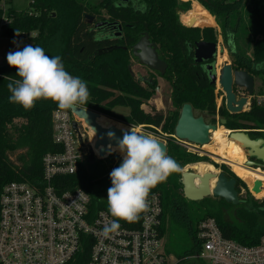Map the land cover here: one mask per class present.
Returning a JSON list of instances; mask_svg holds the SVG:
<instances>
[{
	"label": "trees",
	"instance_id": "1",
	"mask_svg": "<svg viewBox=\"0 0 264 264\" xmlns=\"http://www.w3.org/2000/svg\"><path fill=\"white\" fill-rule=\"evenodd\" d=\"M198 1L209 9L217 26L183 25L179 10L186 11L187 7L181 0H140L143 9L119 4L118 0H36L32 5V14L13 6L10 8L13 21L6 27V33L25 31L29 35L35 32V35H29L30 45L42 47L49 56L59 55L66 71L86 82L90 99L83 107L109 117H115L111 113L112 107H128L129 114L118 118L133 127L140 124L146 130L152 126L162 127L172 134L181 105L189 102L194 112L198 110L209 115L210 122H217V116L225 118L224 126L229 129L263 128L264 103L255 94L264 96V68L257 69L255 65L264 63V0ZM86 14L96 17L108 15L110 20H116L122 25V37L96 41L97 31L87 24ZM144 31L159 45L162 58L168 65L163 77L171 85L170 99L175 109L170 113L155 108L146 112L141 108L143 100L154 94L157 79L151 77L146 85L141 84L130 68L128 48ZM219 35L233 66L247 70L261 80L258 93L254 92L250 99L249 108L240 113H229L225 103L217 106L216 84L210 82L203 66L206 62L194 60L195 42L218 43ZM220 60H227L225 53ZM211 61L213 59L207 62ZM16 72L17 69L6 61L0 62V193L10 181L32 183L39 180L44 154L61 151L60 145L52 139L51 115L58 108L55 102L40 99L27 111L21 105L9 102L11 93L7 84L9 78H19ZM172 140L169 137L165 141L166 153L181 168L201 158ZM121 162L116 154L93 162L85 156L77 172L58 178L61 188H83L90 194L92 209L108 211L109 173ZM220 167L229 176L235 177L240 187H246V183L227 170L225 165ZM180 178L181 171L174 172L166 182L158 184L149 193L160 194L162 231L166 232L167 223L177 224L189 237V249L186 254L178 256L177 264H202L194 257L200 249L195 229L200 220L208 217L215 218L224 236L244 244H254L264 234V199L239 196L236 207L223 198L213 196L191 201L184 197L180 189ZM240 187L236 186L238 194ZM231 206L235 208L232 219L226 217V210ZM120 222L135 228L140 219L135 223ZM87 252L86 249L79 255L77 264H85Z\"/></svg>",
	"mask_w": 264,
	"mask_h": 264
},
{
	"label": "built area",
	"instance_id": "2",
	"mask_svg": "<svg viewBox=\"0 0 264 264\" xmlns=\"http://www.w3.org/2000/svg\"><path fill=\"white\" fill-rule=\"evenodd\" d=\"M15 1L0 0V42L5 43L2 61L6 62L9 51L21 50L20 42L35 35L6 33L13 21L10 8L32 14L36 0ZM51 119L52 139L61 151L44 154L39 180L10 181L2 187L0 264H77L86 249L85 264H177L170 260L162 242L165 232L158 192L149 195V209L141 214L137 227L119 222L118 232L106 236L103 228L114 219L111 214L92 209L90 194L83 188H61L58 178L78 171L87 148L79 144L72 127L76 117L70 110L56 108ZM179 141L190 153L200 147ZM195 239L200 249L194 257L205 264H264V234L258 242L244 244L224 236L215 218L208 217L197 223Z\"/></svg>",
	"mask_w": 264,
	"mask_h": 264
},
{
	"label": "clouds",
	"instance_id": "3",
	"mask_svg": "<svg viewBox=\"0 0 264 264\" xmlns=\"http://www.w3.org/2000/svg\"><path fill=\"white\" fill-rule=\"evenodd\" d=\"M110 38L97 34L94 39ZM9 66L17 69L18 79H10L7 88L9 102L30 110L35 102L44 99L55 102L61 110L84 106L90 92L80 77L66 71L59 55L49 56L40 46L26 45L21 50L6 55ZM264 68V63L255 65ZM122 138L114 132L107 135L117 140V148L123 154L122 162L111 170V186L107 189L108 211L112 219L103 228L104 235L116 233L120 221L138 222L142 213L149 209V193L158 184L166 182L170 174L180 172V165L167 155L158 141L135 129H121ZM96 130L93 129V136ZM75 171V168H74Z\"/></svg>",
	"mask_w": 264,
	"mask_h": 264
},
{
	"label": "water",
	"instance_id": "4",
	"mask_svg": "<svg viewBox=\"0 0 264 264\" xmlns=\"http://www.w3.org/2000/svg\"><path fill=\"white\" fill-rule=\"evenodd\" d=\"M89 18L88 22H91L92 16L86 15ZM181 23L186 26V23L182 16ZM111 22L102 21L97 22L95 27L102 25H111ZM110 49V48H109ZM218 51V44L216 42L198 40L194 44V60L196 62L204 63V68L207 71V75L212 84H218L224 94V103L229 113H240L245 111V107L250 104L249 96L254 93V77L247 70L238 69L233 66L231 61H224L219 69L216 67L215 59ZM131 55L136 58L139 64L146 66L151 71H154L160 75H163L167 69V62L161 58L156 44L150 40L148 33H143L135 44L131 47ZM211 62H207L212 60ZM138 80H146L142 77H138ZM242 88L247 95L237 96L234 88ZM72 114L91 130H96L95 140L92 144H88L86 139L83 138L77 120L72 121V127L77 134L79 144L87 148L86 158L88 161L93 162L96 159V155L100 158L105 157L111 147H117V140L110 138L107 133L109 131L114 132L116 138H122V127L116 125L103 126L97 122V117L101 114L87 107L75 106L71 110ZM218 123L224 125L226 123L225 118H220L218 122L207 121L204 114H196L192 105L189 102H185L179 109V116L173 129V137L178 140H185L190 143L202 146L208 144L211 141V132L216 130ZM123 129L131 131L136 129L133 126H128ZM227 138L240 142L244 153L247 156V160L244 162L245 166H256L264 170V138H252L249 133L250 129H230ZM141 134L150 136L144 130H139ZM152 137V136H151ZM155 138V137H153ZM158 143L166 151L167 146L164 140L155 138ZM97 149V153H95ZM253 157L261 161L260 164L255 163L249 158ZM236 178H228L227 174L221 170L220 172H198L195 169H184L181 171L180 182L182 184V192L185 198L191 201H198L207 196L223 198L226 202L232 204H238L239 194L236 189ZM247 185V184H246ZM249 185V184H248ZM250 186V185H249ZM255 185L253 188H256ZM250 188V187H249ZM252 188V190H253ZM251 190V189H250Z\"/></svg>",
	"mask_w": 264,
	"mask_h": 264
},
{
	"label": "rangeland",
	"instance_id": "5",
	"mask_svg": "<svg viewBox=\"0 0 264 264\" xmlns=\"http://www.w3.org/2000/svg\"><path fill=\"white\" fill-rule=\"evenodd\" d=\"M184 2L186 3L185 7H187L188 11L182 13L184 10L180 9L179 13L186 23H188L189 25L204 23L205 21L208 23L209 22L214 23L215 18L213 17V15L209 11V9L203 5V3H201L198 0H186ZM18 3H20V1L16 0L15 4H18ZM22 5H24V3ZM138 5H141V4H138ZM214 26H216V23ZM20 43H21L20 45H21V49H22L24 46L30 45L31 40L26 38V39H23ZM4 48H5V43L0 42V62L3 60L2 59V52H3ZM224 53L227 56L226 61H231V59L228 55V50L224 46V43H223L222 38L220 36L219 40H218V51H217V55H216V59H215L217 69H219L220 66L224 63V61L220 60V58L222 57V55ZM131 58L133 59V60L130 59L131 70L133 71V73L136 76L141 77V75H144V76L156 78L155 74L150 72L145 66L138 64V61L136 58L134 59L132 56H131ZM254 77H255L254 92L258 93L257 91L260 88L261 80L256 76H254ZM141 84L145 85L143 82H141ZM157 85L159 86V90L155 91L154 94H152L147 99L143 100L141 108H143V110H145L146 112H151L152 108H155V110H157V111H161L163 113H167V112L170 113L172 110L175 109L174 106L171 104V99H170L171 85L168 81L165 80V78L163 76L157 77ZM214 92H215V96H216V104H217V106H220L222 103H224V94H223V92H222V90L218 84L216 85ZM235 93L237 96H242L244 94V91L242 89L236 88ZM259 99L262 100L261 98H259ZM249 100H250V98H249ZM262 103H264V101H262ZM111 113L113 115H115V117H109L106 115L105 116L112 119L113 121H115V123L119 124L120 125L119 127L131 126V125L127 124L124 120L118 118V117L127 116L129 114V108L128 107H124V106H120V105L114 106L111 108ZM195 113L199 114L201 112L198 110H195ZM202 114H204L207 121L210 120L209 115H207L204 112H202ZM219 118H220L219 116L216 117L217 122H218ZM75 120H77V122H78V126L80 128V132H81L83 138L86 139L88 144H91L90 136H89L90 129L83 123V121H81L77 118ZM134 127L138 130H144L150 136L164 140V141H166L167 138L171 137V138H173V140H172L173 142L177 143L181 148L185 149L183 144L179 140L175 139L172 136L173 133L170 134L167 131H164L162 129V127H153L152 126L148 130H146L144 128V126L141 124L134 126ZM221 127L227 128L226 126L218 123V128H221ZM262 127L263 128H260V129H264V124L262 125ZM227 129H229V128H227ZM209 146L212 147L213 144H211V142H210ZM202 149H203L202 146H200L199 148H196L197 151H195V153H192V154H195L196 156L201 157V158L196 162L188 163V164L184 165V167L181 168V171L188 168V169H193V170L195 169L196 171H198L200 173L206 172V171H211V172L217 173V172H220L222 170L220 166L225 165L227 170H229L231 173L236 175L239 179H241L242 181H244L247 184L246 185L247 188L241 185L240 192H239L240 197H243L246 195H251L256 200H263L264 199V179L263 180H255V179L253 180L251 178H246V177L243 178V177L239 176L233 170V167L229 163H227L225 161L224 162L220 161V159H218L217 156H215L211 151H209L210 150L209 148H204L203 150ZM86 153H87V149H86ZM111 154H116L119 158L123 159V154L118 150L117 147H111L110 152L105 157H102V158H106ZM244 156H245V161H246L247 160L246 154ZM102 158H100L96 155V159H102ZM254 171H256V170H254ZM255 185H257V187L253 188ZM252 188H253V190H252ZM180 189L182 191V187H180ZM95 194L98 195L99 193L95 192ZM255 195L259 196L260 198L256 197ZM232 206L236 207L237 204H234ZM232 206L226 210V217L230 218V219H232L234 217L235 208ZM189 241L190 240H189V237L187 236L186 231L181 226H178L177 224L175 225V224L167 223L166 232H165V235L163 237L162 242H163V245L165 246V251L168 253V256H169L171 261H176L179 255L186 254L185 251L187 249H189V243H188ZM200 260H201L202 264H205L202 259H200Z\"/></svg>",
	"mask_w": 264,
	"mask_h": 264
},
{
	"label": "bare ground",
	"instance_id": "6",
	"mask_svg": "<svg viewBox=\"0 0 264 264\" xmlns=\"http://www.w3.org/2000/svg\"><path fill=\"white\" fill-rule=\"evenodd\" d=\"M97 122L103 126L116 125L115 121L104 116L99 115L97 117ZM119 127V126H118ZM125 128V127H122ZM139 131L138 129H135ZM231 130L227 128H218L211 132V144L212 147L209 146L210 143L202 145V148H209L215 156H217L220 161H225L229 163L233 170L241 177L251 178L255 180H263L264 173H259L258 170L254 171L251 168L246 167L243 163L245 162V154L240 142L234 141L232 139H228L227 136ZM90 142L91 144L95 140V135L93 136V131L89 132ZM202 149V150H203ZM97 149L95 152L97 153ZM217 160V159H216ZM260 198L259 196L255 195Z\"/></svg>",
	"mask_w": 264,
	"mask_h": 264
},
{
	"label": "flooded vegetation",
	"instance_id": "7",
	"mask_svg": "<svg viewBox=\"0 0 264 264\" xmlns=\"http://www.w3.org/2000/svg\"><path fill=\"white\" fill-rule=\"evenodd\" d=\"M118 3L119 4H121V3H125L126 4V6H128V5H132L133 7H135L136 9H143L144 8V5H143V3H141L140 2V0H118ZM138 4H141V5H138ZM204 5V4H203ZM87 15V14H86ZM86 15H85V18L87 19L86 20V22H87V24H89V25H91L92 27H93V29L95 30V31H97V34H104V35H107V36H109L110 38L109 39H111V40H113V39H115V38H121L122 37V35H123V29H122V25L119 23V22H117L116 20H110L109 19V16L108 15H104L103 17H96V16H93V15H90V16H92V19H91V22H88V20H89V18H87L86 17ZM215 18V17H214ZM180 19H181V16H180ZM102 21H107V22H111L112 24L111 25H102V26H100V27H95V24L97 23V22H102ZM216 22V21H215ZM207 26H210V25H207ZM204 27V26H203ZM146 31H144V32H141L139 35H138V38H137V40L139 39V37L143 34V33H145ZM147 33V32H146ZM149 35V34H148ZM150 37V36H149ZM136 40V41H137ZM150 40L151 41H153L151 38H150ZM135 41V42H136ZM135 42L133 43V44H135ZM154 42V41H153ZM155 43V42H154ZM133 44H131V46L128 48V50H129V53H130V59H132L131 58V47H132V45ZM156 44V46H157V50H158V53H159V55H160V57L162 58V53H161V51H160V48H159V45L157 44V43H155ZM218 44V43H217ZM124 48H126V47H124ZM135 59V58H134ZM133 60V59H132ZM138 64H139V62H138ZM141 65V64H140ZM142 66H144V65H142ZM146 67V66H145ZM130 68H131V63H130ZM147 68V67H146ZM150 72H152L153 74H155V76H156V79H157V77L158 76H163V75H160V74H158V73H156V72H154V71H151L149 68H147ZM133 72V71H132ZM134 74V73H133ZM134 76L138 79V76H136L135 74H134ZM141 77L142 78H144V79H146V80H141L140 82H143L145 85H146V82L147 81H150L151 80V77H148V76H144V75H141ZM254 77V76H253ZM254 81H255V77H254ZM217 85V84H216ZM254 85H255V82H254ZM237 87H235V89H236ZM239 89H242V88H239ZM159 90V86L157 85L156 86V88H155V91H158ZM243 91H244V94L243 95H247L246 94V92H245V90L244 89H242ZM253 96V95H252ZM252 96H249L248 98H250L251 99V97ZM259 101H262V100H260L259 99ZM250 102V101H249ZM250 130H256V129H250ZM259 131V132H258ZM249 135H250V137H252V138H258V137H263L264 138V129H257V132L256 131H251L250 133H249ZM250 160H252V161H254L255 163H258V164H260L261 163V161H259V160H257L256 158H253V157H250L249 158ZM246 167H248V166H246ZM248 168H251V169H253V170H258V172L259 173H264V170L263 169H260V168H258V167H256V166H253V167H248ZM226 173V172H225ZM227 174V173H226ZM227 176H228V178H231V176H229L228 174H227ZM235 186H238V187H240V184L238 183V181L236 180V184H235Z\"/></svg>",
	"mask_w": 264,
	"mask_h": 264
},
{
	"label": "crops",
	"instance_id": "8",
	"mask_svg": "<svg viewBox=\"0 0 264 264\" xmlns=\"http://www.w3.org/2000/svg\"><path fill=\"white\" fill-rule=\"evenodd\" d=\"M181 1H186V0H181ZM195 3V2H194ZM197 3V2H196ZM188 10H186V11H183L182 13H184V12H187ZM181 13V14H182ZM181 16V15H180ZM214 17V16H213ZM204 22V21H203ZM215 19H214V23L213 22H204V23H199V24H203V25H210V26H214L215 25ZM216 26H217V24H216ZM200 27H203V26H200ZM219 37H220V35H219ZM218 40H219V38H218ZM255 96L259 99V98H261L262 99V101H264V96L263 95H256L255 94ZM250 101V100H249ZM249 106H250V104L249 105H247V107H245V109L247 110L248 108H249ZM102 115V114H101Z\"/></svg>",
	"mask_w": 264,
	"mask_h": 264
}]
</instances>
